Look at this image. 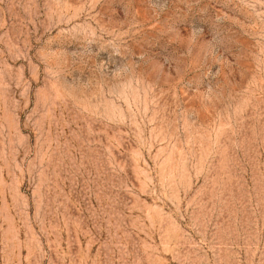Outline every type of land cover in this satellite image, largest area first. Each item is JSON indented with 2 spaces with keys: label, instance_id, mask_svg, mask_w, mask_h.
<instances>
[{
  "label": "rangeland",
  "instance_id": "1",
  "mask_svg": "<svg viewBox=\"0 0 264 264\" xmlns=\"http://www.w3.org/2000/svg\"><path fill=\"white\" fill-rule=\"evenodd\" d=\"M0 264H264V0H0Z\"/></svg>",
  "mask_w": 264,
  "mask_h": 264
}]
</instances>
